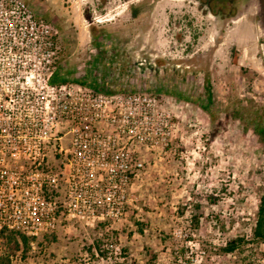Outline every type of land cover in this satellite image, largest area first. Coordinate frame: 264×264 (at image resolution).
I'll list each match as a JSON object with an SVG mask.
<instances>
[{
	"label": "rangeland",
	"instance_id": "rangeland-1",
	"mask_svg": "<svg viewBox=\"0 0 264 264\" xmlns=\"http://www.w3.org/2000/svg\"><path fill=\"white\" fill-rule=\"evenodd\" d=\"M23 1L53 29L56 84L87 76L105 94L153 96L168 123L150 119L148 143L130 148L142 166L104 225L61 217L11 264H180L182 253L190 264H264V243L252 240L264 186V0ZM235 238L246 242L222 254Z\"/></svg>",
	"mask_w": 264,
	"mask_h": 264
},
{
	"label": "built area",
	"instance_id": "built-area-1",
	"mask_svg": "<svg viewBox=\"0 0 264 264\" xmlns=\"http://www.w3.org/2000/svg\"><path fill=\"white\" fill-rule=\"evenodd\" d=\"M53 37L23 0H0V230L31 248L61 217L90 228L112 217L142 166L130 148L148 143L150 119L168 123L153 96L51 83Z\"/></svg>",
	"mask_w": 264,
	"mask_h": 264
},
{
	"label": "trees",
	"instance_id": "trees-1",
	"mask_svg": "<svg viewBox=\"0 0 264 264\" xmlns=\"http://www.w3.org/2000/svg\"><path fill=\"white\" fill-rule=\"evenodd\" d=\"M153 1L151 4H149V2L147 1L148 5L143 9V12H147L153 7ZM131 15L132 17H135L137 15V12L134 11V7L131 8ZM94 41L96 43L95 45L99 48V44L97 45V43L99 42V38L95 37ZM58 81L59 80L57 79L56 74H54L52 78L50 79V82L53 84L58 83ZM75 83L81 86L87 87V88H91L95 91L99 90L98 84L95 81H92V83H89L87 81V76L82 79L75 80ZM208 97H209L208 100L210 101V96L208 95ZM204 108L206 109V111H208L207 106ZM258 132H260V134H264L262 130H258ZM193 222L195 226L198 225L197 217L193 218ZM100 225H104V224L100 223L99 226ZM47 235H50V234H47ZM252 240L260 242V243H264V186L258 198L255 223L252 229ZM29 242H30V238L24 236L23 234L17 231L0 230V243L2 244V246L0 247L1 248L0 264H11V260H10L11 256L14 255V253L19 251L20 249L23 251L22 253L26 254L28 250L30 249ZM245 242L246 241L243 238H235L234 240L227 242L226 245L223 248H221V253L222 254H232ZM152 258L154 260L156 256L153 255ZM181 259H182V262L180 264H190V261L185 258L183 253H182ZM176 260H177V256L175 255L171 264H177Z\"/></svg>",
	"mask_w": 264,
	"mask_h": 264
}]
</instances>
